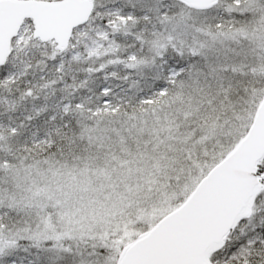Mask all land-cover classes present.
<instances>
[{
    "label": "snow or ice",
    "instance_id": "snow-or-ice-1",
    "mask_svg": "<svg viewBox=\"0 0 264 264\" xmlns=\"http://www.w3.org/2000/svg\"><path fill=\"white\" fill-rule=\"evenodd\" d=\"M0 264H264V0H0Z\"/></svg>",
    "mask_w": 264,
    "mask_h": 264
}]
</instances>
